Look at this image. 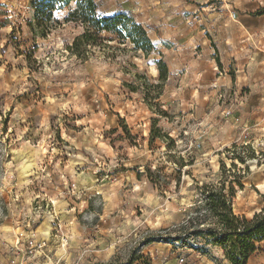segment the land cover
Wrapping results in <instances>:
<instances>
[{
	"label": "rangeland",
	"instance_id": "obj_1",
	"mask_svg": "<svg viewBox=\"0 0 264 264\" xmlns=\"http://www.w3.org/2000/svg\"><path fill=\"white\" fill-rule=\"evenodd\" d=\"M32 1L0 0V264H229L162 238L201 218L203 185L247 219L264 205V0H94L152 50L113 38L85 61L73 3L41 38Z\"/></svg>",
	"mask_w": 264,
	"mask_h": 264
},
{
	"label": "trees",
	"instance_id": "obj_2",
	"mask_svg": "<svg viewBox=\"0 0 264 264\" xmlns=\"http://www.w3.org/2000/svg\"><path fill=\"white\" fill-rule=\"evenodd\" d=\"M71 3L73 6L64 22L78 23L83 30L66 46V50L79 60H87L93 48H110L106 41L113 42V38L122 44L125 40L130 42L134 50L143 54L151 52V41L139 23L124 12L111 16L100 14L94 0H33V21L27 23L31 32H37L41 38H45L51 32V22L57 23L53 20V14ZM156 67L159 79L163 80L167 72L165 64L157 61ZM199 190L202 199L195 210L197 213L202 211L201 218L196 216L187 219L178 228V234L162 240L186 243L191 239L201 238L219 247L229 264H247L257 249L256 245L264 242V205L251 219H247L232 211V188L226 191L224 184H207Z\"/></svg>",
	"mask_w": 264,
	"mask_h": 264
},
{
	"label": "bare ground",
	"instance_id": "obj_3",
	"mask_svg": "<svg viewBox=\"0 0 264 264\" xmlns=\"http://www.w3.org/2000/svg\"><path fill=\"white\" fill-rule=\"evenodd\" d=\"M254 211H255V210H254ZM254 211H253V212H254Z\"/></svg>",
	"mask_w": 264,
	"mask_h": 264
}]
</instances>
